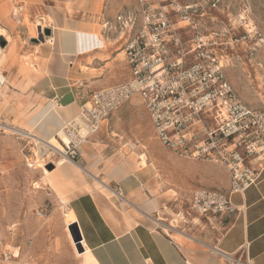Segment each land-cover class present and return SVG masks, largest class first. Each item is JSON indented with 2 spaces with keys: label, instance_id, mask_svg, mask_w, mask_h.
Wrapping results in <instances>:
<instances>
[{
  "label": "crops",
  "instance_id": "1",
  "mask_svg": "<svg viewBox=\"0 0 264 264\" xmlns=\"http://www.w3.org/2000/svg\"><path fill=\"white\" fill-rule=\"evenodd\" d=\"M42 2L41 13L49 20L56 45L27 48L16 36L18 22L14 30L0 22V29L8 34L11 31L15 39V44L0 57V64L3 63L0 65V117H10L21 128L28 124L38 127L41 120L32 121L44 107L56 102L59 108L71 113L70 117L67 111L58 113L62 120L60 126L56 119L49 121L59 129L75 118L81 105L89 99L87 92L94 84L102 89L116 85V70L126 72L124 82L130 75L126 63L120 60L124 53L114 56L122 45L113 50L112 43L107 44L109 40L103 36H99L103 47L78 51L77 33H93L91 26L101 19L90 7L81 9L74 4L69 10L63 0ZM38 29L35 25L36 37L40 33ZM25 53L29 55L27 60L23 59ZM118 60L122 62L121 67ZM80 85L85 88L82 97L76 92ZM116 127L115 112L81 147L78 165L85 171V180L90 185V181L97 180L110 187L118 185L121 194L131 202L134 214L139 211L158 220L159 225L153 226L149 219H141L142 222L129 226L127 219L114 208L116 201L114 204L104 196L98 197L100 194L95 191L83 190L70 199L68 207L88 249L83 255L86 264H226L214 249L238 256L244 248L250 264H264V169L260 179L244 193L230 196L232 204L240 211L229 226L213 229L191 206L183 209L177 205L174 209L171 192L177 193L160 189L157 175L150 169L152 164L147 162V166L142 167L141 162L124 152L120 140L116 139V135L122 139ZM47 135H54V131ZM177 163L181 165L177 170L178 182L184 183L187 168L191 171L189 176L197 174L196 181L204 186L229 193L228 175L217 181L200 174L209 167L199 162L182 159ZM214 165L227 174L221 165ZM80 189L83 186L80 185ZM173 216L179 221L172 219Z\"/></svg>",
  "mask_w": 264,
  "mask_h": 264
},
{
  "label": "rangeland",
  "instance_id": "2",
  "mask_svg": "<svg viewBox=\"0 0 264 264\" xmlns=\"http://www.w3.org/2000/svg\"><path fill=\"white\" fill-rule=\"evenodd\" d=\"M63 1L68 4L69 10H72L74 4L81 9L90 7L91 12L101 17L99 23L91 27L93 33L96 32L100 37L103 36L109 40L107 44L112 43L110 47L113 50L122 45L117 52L115 51L114 56L123 52L127 40L133 37L141 27L140 0ZM198 1L180 0V3L191 4ZM43 7L42 0H0V22L13 30L18 22L19 33L14 35L19 36L18 40L24 42L27 48L37 49L38 46H44L45 42L40 40V34L36 37L35 25L42 29L51 28L48 26L49 20L41 13ZM130 12L135 14V25L133 28L129 26L128 29L121 31L117 24V17ZM210 14L217 20L213 25L208 24L209 31L213 28L231 27L233 39L240 40L234 45L231 58L222 60L223 74L236 98L232 102L233 110L240 102L250 109L264 111V0H224L221 7ZM107 23V28H104ZM209 34L210 32H207L205 35ZM8 35L10 42L4 38L5 47L0 45V48L6 51L15 44L11 31ZM242 38L246 39L242 40ZM53 45H56V41ZM253 49L255 51L252 57L249 51ZM221 54L222 52H219L218 55L221 56ZM28 57L29 55L25 53L23 59L27 60ZM120 60L126 63L125 53ZM121 61L118 60V67H121ZM125 74L123 70H116L118 82L116 85L126 80ZM84 89L83 85L78 87L76 92L80 94V97ZM99 90L102 88L94 84L87 95L91 97ZM52 104L54 109L51 111L57 116L60 117L58 113L66 111L67 116H71L66 108H59L56 102ZM47 107H44L39 116L32 121L35 123L40 119L38 127L28 124L21 128L16 122L11 121L10 117L6 119L0 117V264H86L83 256L86 248L81 243V252L76 245L69 230V226L75 222L67 218L65 212L69 209L68 203L73 196L83 190L98 193L102 190L101 186L93 181H90L92 184L90 185L85 180V171L80 172L70 164L66 166L68 173L64 174V170L59 167V161L62 158L58 154H52L53 149L39 145L30 136L5 129L13 128L46 141L47 133L54 131V137L58 138L56 132L61 128L55 129L49 123L48 115L42 113ZM78 113L79 111L75 114V118ZM212 120L203 119L199 126L202 139L207 136L206 129L216 131ZM116 125V133L122 136L121 139L116 135V139L120 140L124 152L136 158L138 162H141V157L145 156L146 161L152 164L150 169L157 175L156 181L160 184V189L174 190L177 193L175 195L171 192L174 209L177 205L183 209L191 206L192 196L198 190L219 191L215 187L204 186L198 180L196 181L197 174L189 176L191 171L187 168L184 183L178 182L177 170L181 165L179 166L177 160L190 159L205 165L204 167H209L200 173L204 177H212L213 180L219 181L228 175L230 180L222 164L210 159L181 157V153L163 146L139 98L133 99L116 111ZM58 140L60 141L59 138ZM190 154L189 151L188 155ZM79 161L77 158L73 162L78 165ZM214 164L221 165L227 174L224 175ZM254 165L256 169L259 168L257 161ZM51 166H53L52 170H50ZM47 177L51 180H46ZM80 185L83 189H80ZM111 188L120 191L118 185ZM61 192L65 202L61 200ZM102 195L114 204L116 201V206L113 204L114 208L127 219L129 226L131 223L142 222L141 218L134 216L136 213L132 212L130 205L109 193ZM173 217L172 219L179 221V218ZM151 225L157 226L152 223Z\"/></svg>",
  "mask_w": 264,
  "mask_h": 264
},
{
  "label": "built area",
  "instance_id": "3",
  "mask_svg": "<svg viewBox=\"0 0 264 264\" xmlns=\"http://www.w3.org/2000/svg\"><path fill=\"white\" fill-rule=\"evenodd\" d=\"M223 2L140 0L141 27L123 50L129 80L92 94L81 105L78 116L62 125L66 141L60 139L66 156L75 161L81 147L105 121L126 103L141 99L163 146L181 153V157L210 159L226 168L229 193L198 190L191 199V210L213 229L229 226L240 211L230 196L244 193L260 179L264 169V111L240 102L233 110L236 98L223 74L222 60L231 58L240 40L233 39L231 27L207 28L217 20L210 13ZM135 20L130 12L119 15L117 24L124 31L133 28ZM207 32L210 34L205 35ZM254 51L249 55L253 57ZM206 118L213 119L216 131L206 129L207 136L202 139L199 126ZM214 250L227 264H250L246 248L238 256Z\"/></svg>",
  "mask_w": 264,
  "mask_h": 264
},
{
  "label": "bare ground",
  "instance_id": "4",
  "mask_svg": "<svg viewBox=\"0 0 264 264\" xmlns=\"http://www.w3.org/2000/svg\"><path fill=\"white\" fill-rule=\"evenodd\" d=\"M40 29L42 30V34H43V31L44 29H42V27H39L38 31L40 32ZM41 32L39 33L41 35ZM0 37H3L5 38L8 42H10V36L8 35V33L2 29H0ZM89 39V42H86L88 41ZM77 44L76 46H78V51L80 53H83L85 51H88L90 49H93L94 47H103V43H99V35H97V33H85V32H82L80 31L79 33H77ZM54 37L51 36V37H45V40H44V44L48 45V44H51L53 45L54 44ZM3 52L4 50H0V57L3 58L4 55H3ZM78 54V53H76ZM53 104L51 103L42 113L43 114H47L48 115V121H52L54 119H56L55 121H57L56 123L61 125V118L59 116L56 115V113L52 112L51 110H53ZM42 114V115H43ZM5 129L7 130H10V131H14V132H17V133H21L23 135H26L27 137L30 136L31 138L35 139L36 142L41 145V146H45V147H49L51 149H53L56 153H58L60 155V157L62 158L59 163V167H61L63 170H64V174H67L68 172H66V166L68 164L74 166L76 169H78L80 172H83V168H81L80 166H78L77 164H75L70 158H68L65 154V149H64V146L60 143V141L58 140V138L54 137V135H51L48 137V140H43V139H40L38 138L37 136H34L32 134H28V133H25V132H21V131H18L16 129H13V128H8L6 127ZM56 136H59L60 138L59 139H62L63 141H66L65 137L63 136V133H62V130L59 129L57 132H56ZM39 148V147H38ZM142 158V161L140 163V166L142 167H146L147 166V161H146V158L145 156L141 157ZM141 160V159H140ZM58 165V164H57ZM58 167V168H59ZM141 167V168H142ZM67 176V175H65ZM48 181H50L51 179L49 177H47ZM100 186H101V191L98 192L100 196H105V195H102V194H106L108 195V193L110 195H113L114 197L124 201V203L130 205L132 207V204L131 202L125 198L121 193L117 192L116 190L112 189L109 185H107L104 181H101V180H97L96 181ZM53 184V183H52ZM56 186V185H55ZM60 192V191H59ZM61 197H62V192H61ZM109 198V197H108ZM65 198L62 197L61 200L62 202H65L64 200ZM100 203V202H99ZM137 217L147 221L149 219V221L152 222V224H155V225H159L158 224V220H154L153 218L151 217H147L146 215H144L143 213H140L139 211L136 212L135 214ZM65 216L69 219H71L73 222H75V217H74V214L70 211V209H68L66 212H65ZM183 219V218H182ZM173 229H176L175 227H172ZM83 244V242H82ZM84 245V244H83ZM85 247V246H84ZM88 251V249H86V252ZM217 253V251H216Z\"/></svg>",
  "mask_w": 264,
  "mask_h": 264
},
{
  "label": "water",
  "instance_id": "5",
  "mask_svg": "<svg viewBox=\"0 0 264 264\" xmlns=\"http://www.w3.org/2000/svg\"><path fill=\"white\" fill-rule=\"evenodd\" d=\"M41 31L42 30L40 29V32ZM50 36H52V30L50 28H45L43 31V34L41 33V35H40V40L44 41L45 37H50ZM0 45L2 47H5L6 41L4 40V38H0ZM52 169H53V166L50 167V170H52ZM69 230L71 232V235H72L76 245L81 249V243H82L83 237H82V234H81V231H80L78 224L77 223L72 224L71 226H69ZM81 252H82V249H81Z\"/></svg>",
  "mask_w": 264,
  "mask_h": 264
}]
</instances>
